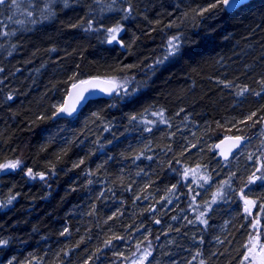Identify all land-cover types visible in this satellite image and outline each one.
Wrapping results in <instances>:
<instances>
[{
    "label": "trees",
    "instance_id": "1",
    "mask_svg": "<svg viewBox=\"0 0 264 264\" xmlns=\"http://www.w3.org/2000/svg\"><path fill=\"white\" fill-rule=\"evenodd\" d=\"M213 3L0 5V164L21 162L0 173V264H246L255 227L264 244V0ZM90 76L116 93L58 117ZM226 135L248 141L221 160Z\"/></svg>",
    "mask_w": 264,
    "mask_h": 264
},
{
    "label": "snow or ice",
    "instance_id": "2",
    "mask_svg": "<svg viewBox=\"0 0 264 264\" xmlns=\"http://www.w3.org/2000/svg\"><path fill=\"white\" fill-rule=\"evenodd\" d=\"M48 2L50 3L51 0H48ZM242 0H216V3H213L210 5V8H216L218 4L223 5L224 10H229L235 7L240 6ZM5 4V0H0V5ZM17 4V0H11V5H16ZM207 11V9L205 10ZM54 13L51 11V9L49 7H46L44 9L41 10V16L43 19H48L50 18L51 15H53ZM27 15L29 17L33 16V12L31 10H29L27 12ZM31 23L35 24L38 23L39 21L36 20L35 18H33L31 21ZM89 27H91V25H89ZM120 26L119 24H117L115 27H111L107 29V32L109 34V40L108 42L111 43L112 41L116 40V33H118L120 31ZM176 40L175 37H173L171 40L168 41V45H169V55L174 54L175 52H177L178 49V45L174 43V41ZM105 83L112 85L115 84L114 81H105ZM88 85H93V81H80L79 84H73L72 88L73 89H77V91L75 92V94L73 93H69L70 98L72 99V103L69 104L67 101L64 103V105L60 106L57 108V113H66L67 115L71 116L73 114V112L76 110V105L82 103L85 99H87L85 93L88 92ZM81 86H85V87H81ZM95 86V85H93ZM116 87H119V85H116ZM103 91L109 92L111 93L112 91H115L114 87H108L105 89H102ZM9 99H11V97H9ZM56 113H54L55 115ZM253 116L255 115V113L252 114ZM252 117H249L248 119H251ZM131 119L135 120L136 117L133 116L131 117ZM241 137H236V143L238 144L239 141L241 140ZM236 144H233V147H235ZM20 161L19 160H13V161H9L3 164H0V171L4 170V169H16L17 167H19L20 165ZM26 175L28 176H33V172L32 169H28ZM35 175H39L40 179H44V174L43 173H36ZM259 179V180H264V174L260 175V176H255V174H253V176L249 177V183L254 182V180ZM227 183V181L225 182ZM11 199H14V197H11L9 202L11 201ZM215 199V197H214ZM253 201H249V200H245V211H248V205L253 204ZM199 219V217H198ZM203 223H207V221H202ZM255 227V226H254ZM67 231V229L65 230ZM116 239H120V237H116ZM7 241L4 240H0V245L6 244ZM106 243H111V241H106ZM259 243L258 238H253L252 242H251V246L248 247V252L253 254V259L257 260L258 258V264H264V244H260L259 246V253L256 252V248H257V244ZM245 259H248V256H245ZM9 264H11V261L9 262ZM142 264V261H141Z\"/></svg>",
    "mask_w": 264,
    "mask_h": 264
},
{
    "label": "water",
    "instance_id": "3",
    "mask_svg": "<svg viewBox=\"0 0 264 264\" xmlns=\"http://www.w3.org/2000/svg\"><path fill=\"white\" fill-rule=\"evenodd\" d=\"M6 1V0H5ZM250 0H242L241 5H243L244 3L248 2ZM239 7V6H238ZM232 8L229 10H226L228 12H231L233 10H235L236 8ZM80 81H93V85H88L86 87H88V92L85 93L87 99H85L82 103L76 105V110L73 112V114L71 116L67 115L66 113H57L58 117L61 118H68V117H73L75 116L80 110L81 108L91 99H95V98H110L113 94H115V92L117 91V87H116V82L111 79V78H105V77H101V76H90L88 78L82 79V80H78L74 83H72L66 93L65 96L60 104V106L64 105V103L67 101L69 104L72 103V99L69 96V93H73L75 94V92L77 91V89H73L72 85L73 84H79ZM105 81H114L115 84L109 85L107 83H105ZM81 87H85V86H81ZM108 87H114L115 91H112L111 93L103 91L102 89L108 88ZM59 106V107H60ZM261 124L264 127V115L262 116L261 119ZM236 137H241L242 139L239 141V143H236L235 138ZM248 141L247 137H243L241 135H226L223 136L221 138H219L216 143L214 144V150L216 151L218 157L221 160H227L229 159L232 155H234L235 153H237ZM233 144H236L235 147H233ZM262 163H264V152L261 158ZM244 205H245V201H244ZM248 210H249V205H248Z\"/></svg>",
    "mask_w": 264,
    "mask_h": 264
},
{
    "label": "rangeland",
    "instance_id": "4",
    "mask_svg": "<svg viewBox=\"0 0 264 264\" xmlns=\"http://www.w3.org/2000/svg\"><path fill=\"white\" fill-rule=\"evenodd\" d=\"M119 32H120V31H119ZM119 32H118V33H119ZM118 33H116V35H117ZM20 165H21V163H20ZM20 165H19V167H17L16 169L20 168ZM5 170H8V169H4V170L0 171V173L3 172V171H5ZM258 231H259V228H258V227H255V228H254V232H253L252 236H251L250 239H249L248 247L251 246V242H252V239H253V238H258V235H259ZM259 246H260V242L257 244V248H256V252H257V253H259ZM245 256H248V259H245L246 264H258V258H257V260H254V259H253V254H251V253L248 252V248H247V252H246V255H245Z\"/></svg>",
    "mask_w": 264,
    "mask_h": 264
}]
</instances>
